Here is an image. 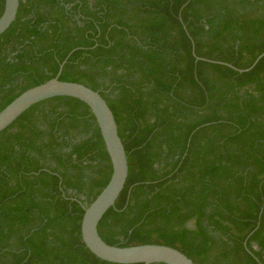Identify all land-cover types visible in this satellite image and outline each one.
Masks as SVG:
<instances>
[{
	"label": "trees",
	"instance_id": "obj_1",
	"mask_svg": "<svg viewBox=\"0 0 264 264\" xmlns=\"http://www.w3.org/2000/svg\"><path fill=\"white\" fill-rule=\"evenodd\" d=\"M262 54L264 0H20L0 35V112L66 61L59 79L100 93L128 158L101 238L264 264V56L239 71ZM111 174L84 102L24 112L0 132V264H116L81 235Z\"/></svg>",
	"mask_w": 264,
	"mask_h": 264
},
{
	"label": "water",
	"instance_id": "obj_2",
	"mask_svg": "<svg viewBox=\"0 0 264 264\" xmlns=\"http://www.w3.org/2000/svg\"><path fill=\"white\" fill-rule=\"evenodd\" d=\"M19 5L20 0H5L4 12L0 17V35L16 20ZM263 56L264 54L260 55L250 68L239 71H250ZM65 63L66 61L60 65L56 77L26 90L0 112V132L42 101L55 97H71L84 102L96 118L112 164V174L108 184L85 208L81 221V235L86 247L99 259L116 264H194L183 252L170 246L144 244L118 247L106 243L99 235L98 225L101 219L110 208L115 206L127 182L128 158L118 133L114 114L100 93L84 84L59 79Z\"/></svg>",
	"mask_w": 264,
	"mask_h": 264
}]
</instances>
